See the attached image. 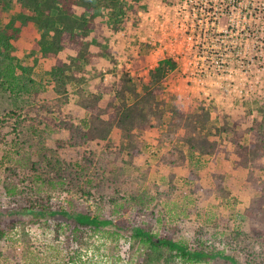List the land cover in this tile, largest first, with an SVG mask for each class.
<instances>
[{"label":"rangeland","instance_id":"374dc122","mask_svg":"<svg viewBox=\"0 0 264 264\" xmlns=\"http://www.w3.org/2000/svg\"><path fill=\"white\" fill-rule=\"evenodd\" d=\"M243 2L244 5L249 2L248 8L244 7L242 13L237 12L233 22L229 15L222 16L220 20L221 31L233 29L231 24L234 23V35L219 32L217 35L220 38H196L192 46H187L189 53L191 49L196 51L197 40L220 48L221 55L211 53L210 48L209 53L204 55L209 69H184L181 66L185 65L181 62V66L176 65L175 71L167 74L155 90L160 100L185 116L202 108L210 112L211 120L217 125L229 122L239 140L253 127L257 118L255 108L264 105V0ZM151 11L153 0H126L119 17H99L91 26L87 41L92 45L86 77L92 93L102 96L100 107H109L115 101L114 92L122 86L125 76L143 84L151 81L150 72L161 62L153 67L158 58L153 54V46L148 44V41L153 42L152 18L149 17L148 25L146 20ZM141 23L145 24L144 28L140 27ZM175 28L173 23L168 31L165 27L164 30L165 33H172ZM39 39V31L30 24L22 28L18 41L14 42L17 57H30L29 65H33L31 77L36 81H44L55 67H62L71 56H77L80 51L78 44L83 42L82 38L73 40L66 35L64 49L59 54L42 59ZM199 75L205 79V84L196 81ZM69 93L70 101L60 104L61 118L80 125L83 119L99 113V107L85 109L79 105L76 93L73 90ZM59 98L61 96L53 86L45 89L43 94L31 97L14 98L0 90V232L4 235L0 241V264H27L23 259L24 242H20L24 230L40 236L33 243V247L37 243L39 253L38 256L32 254L34 264H64L67 261L71 264H123L128 263L131 256L142 264L144 260L138 255L133 256L131 244L124 237L116 241L117 231L127 236L131 224L142 225V218H147L138 213L135 202L131 200V195L138 193L159 198L158 205H153L155 215L147 218L157 226L158 219H163L164 214L163 227L157 233L175 242H183L192 249L200 247V242H206L205 248L211 252L214 248L222 249L232 243L235 248L233 252L229 250L234 254L240 241L238 235L249 233L252 229L264 232V222L246 215L256 191L249 182L248 172L237 166L240 158L234 154L235 147L229 139L213 137L212 141L218 146L206 162L195 157L174 165L152 163L147 166V154L138 151L131 155L117 154L113 159L108 154L103 155L106 142L71 143L68 133L55 126L45 106L54 107L52 103ZM51 109L54 111V108ZM60 109L54 111L57 117L61 115ZM104 117L115 119L114 110L110 109ZM143 135L145 141L152 142L158 131L147 126ZM251 137L253 141L254 134ZM111 138L116 150L120 147L119 134L114 132ZM43 150L46 157L42 154ZM87 157H90L94 167L105 163L108 171L112 168L119 171L115 181L118 184L109 182L104 190L108 197H117L119 207L102 205L104 210L101 211L98 195L86 194L94 192L99 183L85 180L76 186L69 185V192L55 195L54 209L68 214L88 212L92 216L100 215L101 219L114 221L120 230L113 229L108 234L95 231L91 226L78 232L75 238L70 228L74 229L77 223L72 218L59 216L58 219L69 227L65 229L66 235L58 243L42 240L43 232L39 224L46 221V216L25 213L27 203L21 199L13 202L4 192V182L10 176V170L19 169L12 179L13 183H18L23 178L34 176L32 170L37 166L33 163L40 162L46 167L45 160L52 163L60 161L58 169H64L84 162ZM131 159L132 165L124 164ZM260 164L264 165V160ZM255 178L264 180V172H256ZM82 189L86 193H82ZM169 209L173 210L172 214H168ZM113 210L117 213L113 214ZM47 221L52 228L53 220ZM215 233L218 234L214 236ZM244 244L251 246L249 242H244L242 246ZM236 260L237 264H246L245 252ZM199 264L231 263L216 258Z\"/></svg>","mask_w":264,"mask_h":264},{"label":"trees","instance_id":"16d2710c","mask_svg":"<svg viewBox=\"0 0 264 264\" xmlns=\"http://www.w3.org/2000/svg\"><path fill=\"white\" fill-rule=\"evenodd\" d=\"M125 1L0 0V90L14 98L31 97L43 94L45 89L53 86L54 91L61 96L52 103L54 107L51 108H54L55 112L59 111L60 104L65 105L70 101L69 92L73 90L80 106L85 109L99 107V113L83 119L80 125H75L61 118L63 117L61 109V115L57 117L50 107L45 106L47 113L52 115L51 121L55 126H59L68 133L71 143L81 141L86 144L95 140L106 142L107 147L104 149L103 155L108 154L113 159L117 154L131 155L138 151L147 154V166L152 163L174 165L179 161L195 157L206 162L214 155L218 146V143L212 141V138L229 139L235 147L234 154L240 158L237 166L248 172L249 182L256 191L246 210V215L249 218L256 217L257 220L264 222V180L255 178L256 172L260 170L264 172V165L260 164L264 160V105H258L255 108L257 118L254 125L244 133L240 140L236 138L237 133L229 122H224L223 126L217 125L211 120L209 111L201 108L195 113L185 116L155 95L156 88L160 87L166 75L176 69V63L165 60L150 72L151 81L149 84H143L125 76L122 79V86L114 92L115 101L110 103L109 107H100L102 96H96L92 93V88L89 89L87 85L86 68L90 63L92 45L90 41H87V38L96 19L99 17L116 19L122 13ZM30 24L39 31L41 49L39 54L42 55V59L59 54L64 49L63 42L66 35H69L73 40L83 39V42L78 44L80 45L79 54L71 56L69 62L62 67H55L49 72V79L46 78L44 81H36L31 77L33 65H29V56L27 59H23L15 54L17 48L14 42L18 41L22 28ZM78 74L82 75L78 76ZM110 109L115 112L116 117L113 120H107L104 117ZM147 126L158 131V136L153 137L152 142L143 139ZM114 132L119 134L121 140L120 147L116 150L113 149L114 142L111 138ZM253 134L254 140L252 141L251 135ZM42 154H45L46 157L45 150ZM89 158L64 169L63 167L58 169L61 165L60 161L52 163L50 160H45L46 167L40 162L33 163L32 165L37 166L32 170L34 176L23 178L18 183H13L12 179L18 174L19 169L10 170V176L4 182V192L13 202L20 199L26 202L28 207L24 209L25 213L46 216V221H40L41 225L39 224L43 232L42 240L47 239L58 243L62 236L66 235L65 229H69V227L67 228L58 219L59 216L72 218L77 223L74 229L70 228L75 238H77L78 232L91 226L95 228V231L108 232V234L113 229L120 230L114 221L101 219L100 215L92 216L88 212L68 214L64 210L54 209L55 195L60 196L63 194L61 192H69V185L76 186L78 183H84L85 180H91L93 183L95 180L99 183V186L96 183L94 192L86 193L85 189H82L81 192L87 195H98L97 202L101 211L104 210L102 205L119 207L117 197H108L104 192L105 185L117 181V172L119 171H116L115 168L108 171L109 167L105 163L94 167ZM132 161L131 159L129 163L124 162V164L132 165ZM131 200L135 202L136 209L141 215H146L147 218L155 215L153 205H158L159 198L146 193H138L131 195ZM122 203L125 204L123 201ZM112 213L116 214L117 212L113 210ZM172 213L173 210L169 209L168 214ZM147 218H142V225L131 224L129 226L130 233L127 236L118 233V231L116 233V241L118 242L120 238L124 237L131 244L133 256L134 254L138 255L144 260L142 264H199L203 260L216 258L237 264V256L242 252H245L247 256L246 264H264V232L262 233L260 230L252 229L249 233L238 235L240 243H237L238 249L234 251V254L229 250L232 249L233 252L235 248L232 243L226 245V248H214L210 252L205 248L206 242H200V247L192 249L183 242H175L169 237L158 234L157 230L163 227L164 214L163 219H158L157 226ZM50 219L53 220L52 228L47 221ZM217 234L215 233L214 236ZM3 236V232H0V241ZM22 236L20 242H24L23 259L27 264H34L35 260L32 254L38 256L39 253L36 250L38 249L37 243L35 247H33V243L37 242L40 236L31 235L28 230L27 232L26 230L22 231ZM244 242H249L251 246L245 244L242 246ZM34 248L35 251H33ZM64 264H71V262L67 261ZM123 264L140 263L131 256L130 261Z\"/></svg>","mask_w":264,"mask_h":264},{"label":"built area","instance_id":"2783aa9c","mask_svg":"<svg viewBox=\"0 0 264 264\" xmlns=\"http://www.w3.org/2000/svg\"><path fill=\"white\" fill-rule=\"evenodd\" d=\"M243 1L153 0V11L146 16L147 25L150 23V20L148 21L149 17L152 18L151 24H153V42L148 41V44L153 46V54L155 58H158L153 67L159 61L171 60L180 66L181 62L184 63L185 66L183 64L181 66L184 69L191 67L209 69L210 66L208 63L206 64L204 55L209 53L208 48H210L211 53L215 52L219 55L220 48H215L209 42L206 44L203 41L197 40L195 42L196 51L192 52L191 49L189 53V47L187 46H192L196 38L209 37L210 39L214 36H219L220 38V35H217L219 32H224V35L228 33L230 36L234 35V23L231 24L233 29L221 31L220 20L222 16L229 15L230 20L233 22L232 18L236 17L237 12L242 13L245 10L244 7L248 8L249 2L244 5ZM175 20L176 22H174ZM173 23L176 26L174 31L172 33L170 31V33H165ZM144 26V23L140 24L141 28H144ZM164 27L166 30H164ZM196 81L200 82V84H205L206 82L201 75H199Z\"/></svg>","mask_w":264,"mask_h":264}]
</instances>
